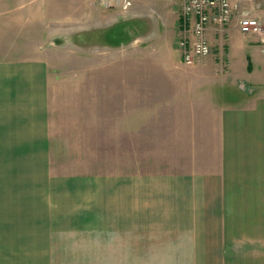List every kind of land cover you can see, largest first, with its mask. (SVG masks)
Returning a JSON list of instances; mask_svg holds the SVG:
<instances>
[{
  "label": "crops",
  "instance_id": "0c3cea01",
  "mask_svg": "<svg viewBox=\"0 0 264 264\" xmlns=\"http://www.w3.org/2000/svg\"><path fill=\"white\" fill-rule=\"evenodd\" d=\"M28 2L0 0V34L26 42L20 52H0V72H20L8 80L14 81L8 88L19 90L15 100H100L102 113L105 103L116 107V147L125 145L124 126L134 132L145 126L163 129L165 143L174 141L179 151L195 154L192 172L101 177L99 201L86 199L79 212L67 214L76 217L73 224L68 219L60 230L46 231L51 242H44L49 249L44 264H92L94 253L79 260L73 253L65 262L67 257L53 252L71 250L79 240L91 250L103 242V252L115 244L108 256L116 264H264V34L242 33L238 18L211 25V54L187 65L178 49L184 33L179 3H154L151 11L165 27H156V35L151 28L121 40L120 54L112 44L101 45V36H90L116 24L99 10L100 0L69 2L75 12L64 20L57 16L60 0L49 1L47 13ZM62 25L84 51L63 54L43 47ZM166 39L171 51L141 61L153 43ZM125 53L136 55L133 65L125 63ZM90 121L98 123V116ZM99 121L103 125L104 116ZM132 138V145L138 144L137 135ZM138 168L132 161L131 169ZM93 216L103 218L102 226L89 222ZM101 257L102 264L110 263L105 252Z\"/></svg>",
  "mask_w": 264,
  "mask_h": 264
},
{
  "label": "rangeland",
  "instance_id": "374dc122",
  "mask_svg": "<svg viewBox=\"0 0 264 264\" xmlns=\"http://www.w3.org/2000/svg\"><path fill=\"white\" fill-rule=\"evenodd\" d=\"M27 1L29 6L33 4L30 7L35 9L39 7L47 13L51 0ZM131 1L132 5L128 9L121 6L99 5V10L108 13L109 18L116 24L105 26L102 30H94L90 34L96 39L101 36V45L112 44L120 54L121 40L127 42L130 38L134 39L137 31L148 33L151 28L153 31L149 33L156 35L157 32L154 30L156 27L161 29L163 24L165 27L163 21H158L159 14L156 10V14L151 11L154 3L176 2L174 0ZM145 1H149L148 4L151 5L148 9L145 8L147 7ZM242 1L244 8L250 11V15H260L264 22V0ZM60 2L63 8L61 15L57 16L64 20L71 11L74 14L75 9L69 8L68 3H74L75 0H60ZM150 12L155 15H151ZM61 27L64 29L47 41L43 47L57 48L56 50L63 54L74 50L84 51V47L76 44L73 36L69 35L68 26ZM14 30L19 32L20 26ZM4 34L6 37L0 34V52L9 53L13 50L20 52L25 48L20 47L26 42L18 41L19 36L14 40L9 34ZM141 44L146 45V43ZM152 45L144 53V56H147L141 61L150 54L152 57L157 53L171 51L167 49V39L157 40ZM123 49H127V46ZM125 55V63L132 64L134 60L136 61V55H131L129 58V54L125 53ZM19 74L20 72L15 69L11 71L6 68L0 72V86H2L0 87V264L48 263L47 260H43V256H48L49 249L43 248L46 245L44 242H51L49 241L51 232L46 231L55 228L53 226L60 230V226H65L68 222L73 224L76 217L68 218L67 214L79 212L75 210H79L86 199L95 198L99 201L101 177L117 176L122 172L123 175L134 173L148 177L165 176L170 172L193 171L190 164L195 159V154L179 151L173 145L174 141L165 143L163 129L143 130L144 126L141 131L134 132L128 129L131 127L124 126L125 130L120 132L124 133L122 138L125 145L120 147L113 145L112 142L116 141L114 135L117 125L114 120L115 105L109 107V104L105 103L102 113L100 100H15V94L19 90L7 86H11L14 82L13 80L8 82L9 76L19 77ZM57 74L60 77L67 75V73ZM101 115L105 118L103 125L99 121ZM97 116L98 123L94 122L92 125L90 120ZM141 118L140 124L143 123V116ZM109 125H113L114 128L111 132L107 130L111 128ZM98 130L106 132L105 135L101 137ZM133 134L137 135L138 141L134 146L131 142ZM148 134L155 136L150 137ZM200 157H204V154ZM134 160L139 163L140 168L132 170L131 165ZM123 162L129 167L128 170L124 165L122 167ZM255 187V185L251 186L253 191ZM93 211L100 212L99 209ZM77 218L84 219V217ZM65 220L68 222L66 223ZM88 220L93 226L99 227L103 224L101 217L93 216ZM103 235L97 234L99 239ZM54 237L56 238L57 234ZM96 244L97 249H86L84 241L79 240L75 244L76 247L71 250L54 249L53 252L59 251L61 256L67 257L65 262L74 259L71 257L73 253L78 260L84 256L88 257L89 253H94L93 256L90 255L92 264H102L101 253L105 252L109 264H116V258H110L111 252L116 251L113 247L115 244L106 245L104 252L101 247L103 242Z\"/></svg>",
  "mask_w": 264,
  "mask_h": 264
},
{
  "label": "built area",
  "instance_id": "2783aa9c",
  "mask_svg": "<svg viewBox=\"0 0 264 264\" xmlns=\"http://www.w3.org/2000/svg\"><path fill=\"white\" fill-rule=\"evenodd\" d=\"M181 5L184 34L178 40V49L184 64L193 65L199 59L211 54L208 39L211 25L224 26L238 18L239 27L246 35L264 34V22L252 16L244 8L242 0H174ZM106 7L121 6L128 9L131 0H100ZM192 32V34L190 33Z\"/></svg>",
  "mask_w": 264,
  "mask_h": 264
}]
</instances>
